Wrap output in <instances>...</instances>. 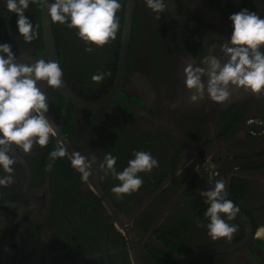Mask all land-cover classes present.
<instances>
[{"label": "flooded vegetation", "instance_id": "obj_1", "mask_svg": "<svg viewBox=\"0 0 264 264\" xmlns=\"http://www.w3.org/2000/svg\"><path fill=\"white\" fill-rule=\"evenodd\" d=\"M168 0L159 14L136 0L127 67L116 92L118 61L127 0H120L116 39L85 51L74 30L53 24L63 81L72 93L41 84L48 116L56 129L43 148L24 154L13 148L14 183L0 187V264H264V95L230 89L217 104L206 96L189 103L183 68L208 54L220 55L231 34L228 17L248 9L264 18L261 0ZM0 43H8L18 62L45 52L40 0L26 17L37 38L18 36L16 16L2 12ZM189 25L198 27L194 29ZM47 61V60H46ZM106 73L94 83L92 75ZM108 100L105 104L100 102ZM57 142L69 154L107 152L117 171L134 151H147L159 166L141 173L140 189L116 199L112 176L94 172L87 182L68 156L53 161ZM3 175V173H0ZM219 178L227 199L238 206L229 224L231 240H211L203 226L208 205L202 192Z\"/></svg>", "mask_w": 264, "mask_h": 264}, {"label": "clouds", "instance_id": "obj_2", "mask_svg": "<svg viewBox=\"0 0 264 264\" xmlns=\"http://www.w3.org/2000/svg\"><path fill=\"white\" fill-rule=\"evenodd\" d=\"M39 0H2L3 15L16 16L18 36L25 43L37 38L33 23L25 13L30 4ZM264 3V0H261ZM166 0H144L148 10L159 14L165 9ZM120 0H48L47 15L52 24L74 30L85 45V51L101 48L116 39L120 23L117 16ZM231 34L220 46V55L208 53L197 60L185 63L184 87L190 93L189 103L196 104L205 96L214 103L228 100L230 89H243L252 94L264 95V18L248 9L231 14ZM63 72L56 61L37 58L31 62H18L8 43H0V187L14 183L15 156L13 148L24 154L33 146L43 148L49 143L56 129L48 116L49 105L41 84L52 89L61 86ZM106 73L92 75L94 83L100 82ZM68 156L70 165L87 182L94 172L112 176L117 183L111 187L116 199L137 192L143 181L139 174L150 173L159 166L158 160L147 151H134L127 166L117 171V157L107 152L97 164L95 155L85 156L78 151L68 153L64 144L57 142L50 152L53 161ZM208 205L204 212L207 236L216 241L231 240L237 231L229 224L240 209L227 199L223 178L215 181L210 190L202 192ZM255 237H264V225L256 228Z\"/></svg>", "mask_w": 264, "mask_h": 264}, {"label": "water", "instance_id": "obj_3", "mask_svg": "<svg viewBox=\"0 0 264 264\" xmlns=\"http://www.w3.org/2000/svg\"><path fill=\"white\" fill-rule=\"evenodd\" d=\"M170 7L172 8V14L175 13V7L173 0H168ZM47 3L48 0H40V11H41V23L43 28V41L45 43V52L40 55L39 58H43L45 60H51L56 61L60 65V58L59 53L56 45V39L54 36L53 31V24L49 21L48 15H47ZM135 5L136 0H127L126 4V13H125V20H124V28L121 38V50H120V56L118 61V68H117V78H116V92L121 88V85L124 81L125 73H126V67H127V54H128V46L131 39V28H132V21L133 16L135 12ZM190 27L197 29L198 27L189 25ZM61 92H63L65 95L72 96V93L68 89V87L65 86L63 78H61V86L58 88ZM118 89V90H117ZM108 100H103L99 104H105ZM264 128V127H263ZM239 216H241L240 213H238ZM237 217V216H236ZM241 218L244 220L245 216H241ZM216 250L219 249H211L206 251H198L190 255L188 258H182L178 255H175V258L179 260L182 264H189L190 260L195 259L199 257L200 255H207L216 252Z\"/></svg>", "mask_w": 264, "mask_h": 264}]
</instances>
